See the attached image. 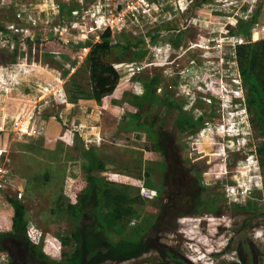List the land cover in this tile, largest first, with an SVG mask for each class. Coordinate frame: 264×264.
Listing matches in <instances>:
<instances>
[{"label":"rangeland","instance_id":"1","mask_svg":"<svg viewBox=\"0 0 264 264\" xmlns=\"http://www.w3.org/2000/svg\"><path fill=\"white\" fill-rule=\"evenodd\" d=\"M75 2L90 0H0V26L21 39L94 42L82 16L66 12ZM154 2L155 21L129 20L122 30L123 37L136 43L134 51L124 58L120 49L105 55L118 79L101 98L94 94L88 47L65 78L52 60L35 62L23 56L15 65L0 64V231H12L15 211L9 198L23 203L28 226L53 249L45 264H68L76 249L74 230L92 227L96 219L93 201L81 218L60 206L71 195L73 182L86 177L88 162L77 146L78 132L83 145L104 164V181L133 199L105 203L102 213L114 222L106 236L109 242L133 239L148 229V237H158L182 264H231L245 255L259 257V252L264 261V154L256 151L263 138L245 103L236 53L243 41L238 43L228 32L244 22L251 24L252 42L264 38V0ZM119 7L111 6L114 20ZM171 29L184 32L179 46L160 39ZM112 37L115 43L125 42L121 33ZM142 49L147 55L139 58L135 52ZM154 74L160 82L151 89L138 79ZM133 95L139 102L154 103L155 129L137 128L138 108L128 100ZM167 100L196 122L177 119L178 110ZM202 117L211 119L202 126ZM148 182L164 184L163 191L148 188ZM204 189L217 199L207 202ZM8 240L14 239L3 241L8 252H0V264L12 257L15 264L41 263L25 252L22 241L10 248ZM158 260L152 249L138 258L101 264Z\"/></svg>","mask_w":264,"mask_h":264},{"label":"trees","instance_id":"2","mask_svg":"<svg viewBox=\"0 0 264 264\" xmlns=\"http://www.w3.org/2000/svg\"><path fill=\"white\" fill-rule=\"evenodd\" d=\"M89 3H72L67 5V14L71 17L74 14L81 15L91 4ZM252 23V22H250ZM5 27L0 26V34H7L6 37L0 38L1 43L4 40L5 46H0V64L12 66L20 61V58L27 56L35 62L43 60H52L58 66L63 68V77L71 75L76 62L82 55L84 49H90L86 62L89 66L91 78L94 83V94L97 98H101L104 94L113 90L114 83L118 79L116 68L104 61L105 55L112 50H121L119 56L124 58L128 53L133 52L135 42L127 40L124 36L123 42H113L112 32L105 31L99 40L93 42L73 43L58 37L52 39L32 38L26 36L21 39L17 33H8ZM167 35L161 36L166 41L179 46L184 39V32L180 29H171ZM228 32L241 42L236 45L237 61L239 65L240 77L246 86V105L252 110L254 120L259 128V132L263 138L261 144L257 148L259 154H264V38H260L255 42L251 41V24L241 22L240 24L229 27ZM163 35V34H162ZM126 39V40H125ZM159 38L156 37L158 41ZM135 55L143 58L147 55V50H138ZM71 61V62H70ZM69 62V63H68ZM67 66V68H66ZM148 89L151 86L157 87L160 82V76L154 74L152 76H139ZM126 98V96L124 95ZM138 111L134 113L137 120L138 129L153 130L155 129V118H152L154 103L151 99L139 102V97L133 95V99ZM168 105L178 110L177 119L190 120L195 123V119L188 113L182 112L175 101L167 100ZM211 118H200L202 126ZM83 135L78 132V148L82 155L86 158L87 164L84 165L86 171L85 178H79L73 182V189L70 196H64L61 202V209L81 218L89 209V203L92 202L91 209L96 210L95 221L92 227H80L74 230L73 239L76 242V249L69 259L68 264H101L106 260H116L119 262L139 257L150 249L151 239L148 237V229L140 231L133 239H121L115 243L106 239L107 233L113 226V220H108L102 213L105 203H116L117 205L126 204L133 199L127 195L123 189L112 186L102 177L104 164L93 154L90 148L83 145ZM157 158H159V166L163 177V162L161 144L156 145ZM148 188L161 190L160 184L148 182ZM93 199V200H92ZM14 208V220L11 232L0 231V252L6 251L7 248L3 241L6 239H14L22 241L32 259H39L40 264H45L47 260H51L53 249L51 246L41 242L40 232L29 227L25 219V205L20 201L9 198ZM127 212V211H126ZM120 232V230H117ZM67 242L70 239L66 240ZM89 253V260L86 261V254ZM14 257L10 259L8 264H15ZM30 258L28 259V263ZM38 264V263H34Z\"/></svg>","mask_w":264,"mask_h":264},{"label":"built area","instance_id":"3","mask_svg":"<svg viewBox=\"0 0 264 264\" xmlns=\"http://www.w3.org/2000/svg\"><path fill=\"white\" fill-rule=\"evenodd\" d=\"M120 0H99L96 4L92 3L82 14L83 21L87 23L85 30L91 35V40L95 38L100 39L101 35L110 30L112 36L122 34V30H125L130 24L140 22V19L156 20L157 11L154 0H125L124 2L118 3ZM101 4H103L101 6ZM123 4V6H122ZM116 11V19L114 20V10L111 6H119ZM103 7H106L103 8ZM129 20H131L129 24ZM102 31V34H99ZM121 31V32H119ZM124 38V37H123ZM95 40V41H97ZM94 41V42H95ZM138 69H141L138 67Z\"/></svg>","mask_w":264,"mask_h":264},{"label":"flooded vegetation","instance_id":"4","mask_svg":"<svg viewBox=\"0 0 264 264\" xmlns=\"http://www.w3.org/2000/svg\"><path fill=\"white\" fill-rule=\"evenodd\" d=\"M162 172L164 173V171H162ZM166 174H167V170H166ZM161 187H162V189L159 192L163 191L164 184H162ZM154 190L157 191V189H154ZM201 193L206 195V196H208L207 197V202L214 201V199L215 200L217 199L216 196H213V193L210 192L207 189L202 190ZM204 204L205 203L203 202L202 205H204ZM256 238H258V237H256ZM151 239H153V241L151 242L150 249L148 251L150 252L152 249H154V252H156V256L159 257L158 264H182L183 263L180 259L173 258L170 255V252L168 251V249H166V247H164V244L159 242V238L158 237H156V238L155 237H151ZM8 241L10 243H12L11 246H10V243H9L10 248L13 246V242L14 241L18 242V240H13V241L8 240ZM148 251H146V252H148ZM21 252H22V255H23L24 254V249L23 248H21ZM25 252H28V250L26 249ZM248 252H250V251H248ZM28 254H29V252H28ZM143 254H145V252ZM18 255L20 257L22 256L20 254H18ZM142 255H140L139 257H141ZM259 255L261 256L260 252H259ZM260 256L258 257L256 254H253L252 256L245 255L244 257H242V260L239 259L237 262H232L231 264H263L264 261L262 260V258ZM136 258H138V257H136Z\"/></svg>","mask_w":264,"mask_h":264}]
</instances>
